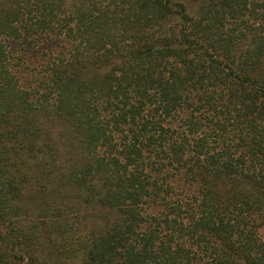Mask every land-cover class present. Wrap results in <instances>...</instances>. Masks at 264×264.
<instances>
[{"label": "trees", "instance_id": "1", "mask_svg": "<svg viewBox=\"0 0 264 264\" xmlns=\"http://www.w3.org/2000/svg\"><path fill=\"white\" fill-rule=\"evenodd\" d=\"M0 264H264V0H0Z\"/></svg>", "mask_w": 264, "mask_h": 264}]
</instances>
